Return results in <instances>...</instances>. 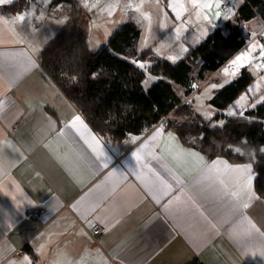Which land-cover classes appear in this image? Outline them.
Masks as SVG:
<instances>
[{"label": "crops", "instance_id": "1", "mask_svg": "<svg viewBox=\"0 0 264 264\" xmlns=\"http://www.w3.org/2000/svg\"><path fill=\"white\" fill-rule=\"evenodd\" d=\"M15 1L0 0V264H264L255 173L231 170L250 164L209 161L162 121L120 143L99 137L39 65L46 44L31 15L40 0L2 11ZM235 1L206 0L214 29L233 19L221 6ZM219 74L187 103L205 121L221 113L210 100L234 79L223 85ZM33 207L40 217L27 220ZM95 224L106 233L93 240Z\"/></svg>", "mask_w": 264, "mask_h": 264}, {"label": "trees", "instance_id": "2", "mask_svg": "<svg viewBox=\"0 0 264 264\" xmlns=\"http://www.w3.org/2000/svg\"><path fill=\"white\" fill-rule=\"evenodd\" d=\"M33 1L16 0L2 11L21 14ZM59 5L68 7L67 20L43 47L39 65L95 134L120 143L164 121L167 130L174 131L183 144L207 160L222 158L235 165L250 164L255 192L264 200V104L242 117L224 115L251 84V75L239 71L213 96L210 104L221 113L210 121L182 103V97H189L196 85L212 78L246 47V24L255 19L264 23V0H243L233 19L214 29L178 62L154 59L150 73L161 79L147 91L142 88L145 74L135 63L150 58L151 52L137 53L140 31L134 22L120 26L106 47L90 53L86 15L79 0L50 3V7ZM219 121L221 126H212Z\"/></svg>", "mask_w": 264, "mask_h": 264}, {"label": "rangeland", "instance_id": "3", "mask_svg": "<svg viewBox=\"0 0 264 264\" xmlns=\"http://www.w3.org/2000/svg\"><path fill=\"white\" fill-rule=\"evenodd\" d=\"M52 1L40 0L38 12L31 15L38 22L37 31L33 36L36 43L41 46L50 42L67 20L68 7L61 5L62 7H58L56 12L54 7H50ZM197 2L200 6L194 7L192 0H79V6L86 15L89 52L96 53L106 47L109 38L120 26L134 22L140 31V38L136 44L138 54L150 50L153 56L176 63L190 48L201 43L214 30L208 10L203 7L206 0H197ZM240 2L241 0H237L232 3L234 9L228 8L224 17H233ZM246 25L248 43L232 59V63L238 56H247L248 58L244 59L241 65L233 64L238 71L248 72L253 80L246 91L225 111L229 116L238 115L239 112L242 115L243 110H252L264 104V52L261 51L264 48V32L259 38L256 36V32L262 30L264 25L258 20ZM154 63L155 60L151 58L135 63L145 74L142 83L144 91L161 79L150 73ZM218 73L223 79V85L235 77L226 69ZM215 84L219 85L217 80L210 82L199 94V98L206 99L209 89ZM182 99L184 100V97Z\"/></svg>", "mask_w": 264, "mask_h": 264}, {"label": "built area", "instance_id": "4", "mask_svg": "<svg viewBox=\"0 0 264 264\" xmlns=\"http://www.w3.org/2000/svg\"><path fill=\"white\" fill-rule=\"evenodd\" d=\"M229 8L228 4H223L221 6V12L224 14L226 13L227 9ZM264 25V23H263ZM245 28V26H243ZM264 32V27L261 30V32L257 35V38L260 37V34H262ZM226 69L228 71V73L232 76H236L238 74V69L236 68V66L232 63V60L227 61L218 71H222ZM190 97H186L183 100V104L188 103V101L190 100ZM164 122V121H162ZM41 214V207H33L32 209H30L29 211H27L26 213V219L27 220H35L38 219L40 217ZM106 233V228L100 225H93L90 229V236L93 240H95L97 237L103 235ZM24 255V251L23 249H18L16 250L15 254H14V258L19 259Z\"/></svg>", "mask_w": 264, "mask_h": 264}, {"label": "snow or ice", "instance_id": "5", "mask_svg": "<svg viewBox=\"0 0 264 264\" xmlns=\"http://www.w3.org/2000/svg\"><path fill=\"white\" fill-rule=\"evenodd\" d=\"M192 4H193L194 7L200 6V5L198 4L197 0H192ZM209 6H210V2H209V3H204V4H203V7H205V8H207V7H209ZM17 19L23 21V20L25 19V17H24V16H19V17H17ZM261 51L264 52V48H262ZM247 58H248V57L245 56V55L238 56V57L236 58V60L233 61V63H234V64H237V65H241V62H242L244 59H247ZM141 67H143V65H141ZM212 87L215 88L216 85H212ZM76 119L79 120V117H76ZM161 131H162V129H161ZM156 135H159V132H157V133L152 137V139H155V136H156ZM170 135H171V134H170ZM237 151H239V149H237ZM262 151H264V150H262ZM191 155L197 157V159H199L201 162L203 161V157H202V156H198V154H196V153H191ZM218 163H225V162L216 161V162H214L213 167H215V164H218ZM225 166H227L226 163H225ZM231 170L240 173L242 176H248V175H250L251 165L237 166L236 168H233V169H231ZM245 207H247V205H245Z\"/></svg>", "mask_w": 264, "mask_h": 264}]
</instances>
